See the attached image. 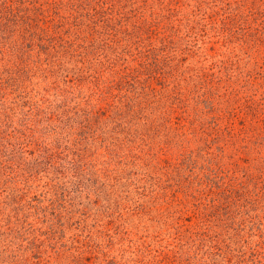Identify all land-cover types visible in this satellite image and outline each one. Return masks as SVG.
I'll return each mask as SVG.
<instances>
[{
	"label": "rangeland",
	"instance_id": "obj_1",
	"mask_svg": "<svg viewBox=\"0 0 264 264\" xmlns=\"http://www.w3.org/2000/svg\"><path fill=\"white\" fill-rule=\"evenodd\" d=\"M0 264H264V0H0Z\"/></svg>",
	"mask_w": 264,
	"mask_h": 264
}]
</instances>
